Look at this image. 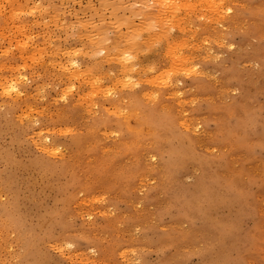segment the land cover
Returning <instances> with one entry per match:
<instances>
[{"label": "rangeland", "instance_id": "obj_1", "mask_svg": "<svg viewBox=\"0 0 264 264\" xmlns=\"http://www.w3.org/2000/svg\"><path fill=\"white\" fill-rule=\"evenodd\" d=\"M141 1L0 0V264H264V0Z\"/></svg>", "mask_w": 264, "mask_h": 264}, {"label": "bare ground", "instance_id": "obj_2", "mask_svg": "<svg viewBox=\"0 0 264 264\" xmlns=\"http://www.w3.org/2000/svg\"><path fill=\"white\" fill-rule=\"evenodd\" d=\"M119 1H120V0H119ZM121 1H122V0H121ZM140 1H141V0H140ZM173 1H175V0H173ZM110 2H111V1H110ZM141 2H142V1H141ZM171 2H172V1H170V3H171ZM122 3H123V2H122ZM144 3H145V2H144ZM149 3H150V2H149ZM173 3H174V2H173ZM104 4H105V3H104ZM141 4H142V3H141ZM174 4H175V3H174ZM184 4H186V3H184ZM187 4H188V3H187ZM190 4H191V2H190ZM142 5H143V4H142ZM149 5H150V4H149ZM153 5H155V4H153ZM120 7H121V6H120ZM132 7H133V6H132ZM157 7H158V6H157ZM160 7H161V6H160ZM175 7H176V6H175ZM178 7H179V5H178ZM139 8H140V7H139ZM173 8H174V6H173ZM173 8H172V9H173ZM176 8H177V7H176ZM188 8H189V7H188ZM188 8H187V9H188ZM118 9H119V8H118ZM128 9H129V8H128ZM133 9H134V8H133ZM174 9H175V8H174ZM187 9H186V10H187ZM158 10H159V9H158ZM165 10H166V9H165ZM179 10H180V9H179ZM206 10H207V9H206ZM130 11H131V10H130ZM144 11H145V10H144ZM135 12H136V11H135ZM142 12H143V11H142ZM171 12H172V11H171ZM173 12H174V11H173ZM173 12H172V13H173ZM213 12H214V11H213ZM216 12H217V11H216ZM157 13H158V12H157ZM123 15H126V17H128L127 14H123ZM128 15H129V14H128ZM135 15H136V14H135ZM171 15H172V14H171ZM175 15H176V14H175ZM175 15H174V16H175ZM121 16H122V14H121ZM164 16H165V15H164ZM183 16H184V15H183ZM126 17H125V18H126ZM150 17H151V16H150ZM160 17H161V16H159L158 19H159ZM171 17H172V16H171ZM175 17H176V16H175ZM129 18H130V17H129ZM146 18H147V17H146ZM165 18H166V17H165ZM165 18H164V19H165ZM169 18H170V16H169ZM121 19H122V18H121ZM142 19H143V18H142ZM144 19H145V18H144ZM179 19H180V18H179ZM156 20H157V19H156ZM161 20H162V19H161ZM175 20H176V19H175ZM113 21H114V20H113ZM118 21L122 22V21L120 20V18H119ZM118 21H116V23H117ZM170 21H171V20H170ZM206 21H207V20H206ZM84 22H85V20H84ZM86 22H88V21H86ZM89 22H90V21H89ZM92 22H93V21H92ZM92 22H91V23H92ZM156 22H158V21H156ZM160 22H161V21H160ZM123 23H124V22H123ZM98 24H99V23H98ZM98 24H96V26H97ZM129 24H130V23H129ZM172 24H173V23H172ZM93 25H94V24H93ZM93 25H91V27H92ZM122 25H123V24H122ZM132 25H133V24H132ZM123 26H124V25H123ZM81 27H82V26H81ZM183 27H184V26H183ZM183 27H182V28H183ZM187 27H188V26H187ZM89 28H90V27H89ZM126 29H128V28H126ZM130 29H131V28H130ZM130 29H129V30H130ZM142 29H143V28H142ZM95 30H96V29H95ZM134 30H135V29H134ZM88 31H89V30H88ZM161 31H162V30H161ZM130 32H132V31H130ZM84 33H85V32H84ZM148 33H149V32H148ZM192 33H193V32H192ZM75 34H76V33H75ZM78 34H79V33H78ZM99 34H100V33H99ZM126 34H127V33H126ZM129 34H131V33H129ZM76 35H77V34H76ZM123 35L125 36V34H123ZM147 35H148V34H147ZM162 35H163V34H162ZM130 36H132V35H130ZM119 37H120V36H119ZM154 37H155V36H154ZM125 38H127V37H125ZM159 38H160V36H159ZM164 38H165V37H164ZM166 38H167V37H166ZM151 39H152V38H151ZM151 39H150V40H151ZM30 40H31V39H30ZM146 40H147V39H146ZM157 40H159V39H158V36H157ZM22 41H23V40H22ZM22 41H21V42H22ZM65 41H66V40H65ZM179 41H180V40H179ZM21 42H20V43H21ZM25 42H26V41H25ZM27 42H28V41H27ZM116 42H117V41H116ZM121 42H122V41H121ZM130 42H131V41H130ZM135 42H137V41H135ZM20 43H19V44H20ZM50 43H51V42H50ZM124 43H125V42H124ZM155 43H156V42H155ZM24 44H26V43H24ZM84 44H85V43H84ZM125 44L127 45V43H125ZM128 44H129V43H128ZM135 44H136V43H135ZM137 44H138V43H137ZM139 44H140V43H139ZM143 44H144V43H143ZM156 44H157V43H156ZM159 44H160V43H159ZM159 44H158V46H159ZM22 45H23V44H22ZM121 45H122V44H121ZM55 46H56V45H55ZM57 46H59V45H57ZM109 46H110V45H109ZM156 46H157V45H156ZM156 46H155V47H156ZM36 47H37V46H36ZM63 47H64V46H63ZM68 47H69V46H68ZM77 47H78V46H77ZM125 47H126V46H125ZM125 47H124V48H125ZM29 48H30V47H29ZM78 48H79V47H78ZM103 48H104V47H103ZM107 48H108V46H107ZM40 49H42V48H40ZM69 49H70V47H69ZM108 49H109V48H108ZM54 50H55V49H54ZM65 50H66V49H65ZM106 50H107V49H106ZM114 50H116V49H114ZM121 50H122V49H121ZM137 50H138V49H137ZM85 51H86V50H85ZM117 51H119V50H116V51H114V52H117ZM122 51H125V50H122ZM128 51H129V53H130V50H128ZM30 52H34V51L32 50V51H30ZM37 52H38V51H37ZM80 52H81V51H80ZM105 52H106V51H105ZM111 52H112V51H111ZM111 52H110V53H111ZM189 52H190V51H189ZM53 53H54V52H53ZM62 53H63V52H62ZM78 53H79V52H78ZM82 53H83V52H82ZM88 53H89V52H88ZM134 53H135V52H134ZM196 53H197V52H196ZM26 54H27V53H26ZM26 54H25V55H26ZM28 54H30V53H28ZM28 54H27V55H28ZM207 54H208V53H207ZM31 55H33V54H30L29 56H31ZM86 55H87V54H86ZM106 55H107V54H106ZM20 56H21V55H20ZM29 56H27V57H29ZM38 56H39V54H38ZM77 56H78V55H77ZM87 56H88V55H87ZM115 56H116V54H115ZM117 57H118V56H117ZM30 58H31V57H30ZM30 58H28V59H30ZM40 59H41V58H40ZM76 59H77V58H76ZM120 59H121V58H120ZM133 59H134V58H133ZM133 59H132V61H133ZM112 60H113V59H112ZM36 61H37V60H36ZM122 61H123V60H122ZM183 61H184V60H183ZM76 62H77V61H76ZM105 62H106V61H105ZM119 62H120V61H119ZM124 62H125V61H124ZM94 63H95V62H94ZM139 64H140V63H139ZM122 65H124V64H122ZM125 65H126V64H125ZM151 65H152V64H151ZM45 66H46V65H45ZM93 66H94V65H93ZM93 66H92V67H93ZM96 66H97V65H96ZM127 66H128V64H127ZM137 66H138V65H137ZM72 67H73V66H72ZM78 67H79V66H78ZM145 67H146V66H145ZM14 68H15V67H14ZM60 68H61V67H60ZM62 68H63V67H62ZM74 68H75V67H74ZM120 68H121V67H120ZM77 69H78V68H77ZM125 69H126V68H125ZM162 69H163V68H162ZM74 70H75V69H74ZM84 70H85V69H84ZM84 70H82V71H84ZM119 70H120V69H119ZM134 70H135V69H134ZM85 71H86V70H85ZM110 71H111V70H110ZM110 71H109V72H110ZM128 71H129V70H128ZM136 71H137V70H136ZM22 73H23V72H22ZM63 73H64V72H63ZM170 73H171V72H170ZM7 74H8V73H7ZM89 74H90V73H89ZM106 74H107V73H106ZM72 75H73V74H72ZM79 76H80V75H79ZM86 76H87V75H86ZM143 76H144V75H143ZM10 77H11V76H10ZM76 77H77V76H76ZM82 77H83V76H82ZM80 78H81V77H80ZM88 78H90V77H88ZM91 78H92V77H91ZM91 78H90V79H91ZM99 78H100V77H99ZM82 80H84V79H82ZM88 80H89V79H88ZM88 80L86 79L85 82H87ZM124 80H125V79H124ZM115 81H116V80H115ZM90 82H91V81H90ZM92 82H93V81H92ZM117 82H118V81H117ZM127 82H128V81H127ZM165 82H166V81H165ZM121 83H122V82H121ZM128 83H129V82H128ZM14 84H15V83H14ZM14 84L11 83V84H9V85L11 86V88H13L14 86H16V85H14ZM93 84H94V83H93ZM129 84H131V83H129ZM2 85H3V84H2ZM2 85H1V86H2ZM38 85H39V83H38ZM2 87H3V86H2ZM4 87H5V86H4ZM105 87H107V86H105ZM109 87H110V86H109ZM5 88H6V87H5ZM8 88H9V86H8ZM68 88H69V87H68ZM101 88H102V87H101ZM96 90H98V88H97ZM87 92H88V91H87ZM16 93H17V92H16ZM144 96H145V95H144ZM147 96H148V95H147ZM30 97H31V96H30ZM190 97H191V96H190ZM7 100H8V99H7ZM54 101H55V100H54ZM90 101H91V100H90ZM26 102H27V101H26ZM32 102H33V101H32ZM91 103H92V101H91ZM28 107H29V106H28ZM29 108H30V107H29ZM26 109H27V108H26ZM160 109H161V108H160ZM164 109H166V108H164ZM29 110H30V109H29ZM34 111H35V110H34ZM109 111H110V110H109ZM133 114H134V113H133ZM28 115H29V114H28ZM58 115H59V114H58ZM59 116H60V115H59ZM129 129H131V128H129ZM48 149H49V148H48ZM46 150H47V149H46ZM148 167H149V166H148ZM220 193H221V192H220Z\"/></svg>", "mask_w": 264, "mask_h": 264}]
</instances>
